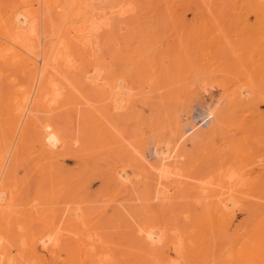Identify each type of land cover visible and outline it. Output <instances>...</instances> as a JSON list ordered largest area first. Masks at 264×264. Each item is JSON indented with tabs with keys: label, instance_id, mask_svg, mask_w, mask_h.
<instances>
[{
	"label": "bare ground",
	"instance_id": "obj_1",
	"mask_svg": "<svg viewBox=\"0 0 264 264\" xmlns=\"http://www.w3.org/2000/svg\"><path fill=\"white\" fill-rule=\"evenodd\" d=\"M178 1L165 0L164 3L172 8ZM195 2L202 5L198 12L209 22H213L210 29L216 33V38L215 42L210 38L209 45H215L218 39H222L223 45H217L231 55L234 53L235 59L231 61V65L226 64L228 69H223L224 76L228 75L232 81L227 102L233 114L230 115V121L241 123L248 118L250 122L253 117L260 115V137L250 140L252 135L250 137L244 134L239 138L230 136L225 147L220 144L207 146L208 150L202 157L201 165L209 161L210 170L206 173L215 177L210 175L212 178L209 180H202L208 179V175L201 177V181L194 186V193L189 192L193 194L190 197L193 198L195 207L192 212L188 210V214H185L189 217L190 224H186L188 228L184 231L177 230L175 226L174 230L169 231L162 224L156 223L155 218L134 230L132 224L133 234L129 237L133 240L130 239L133 242L132 249L123 256L116 257L117 255L103 254L92 245H87L84 241L85 224H78L79 221L84 222L81 211V220H73L76 225L74 223V228L67 229L65 237L55 232L60 229L51 220L38 230L23 232L25 235L22 233L23 237L20 238L18 246L19 256L11 254V244L1 242L0 264H264V111L257 112L258 101L264 105V0H194L189 3L195 5ZM119 3L120 0H0L1 225L7 224L10 229L11 222L20 217V210L16 209V205L21 190L8 179L16 162L22 161L27 155L30 162L32 159L39 164L38 167L45 163L41 167L44 170L52 167L54 162L57 164L56 161L65 155H74L71 145L76 140L70 141L62 133L45 128L39 122L37 114L42 108L52 111L73 102L75 87L73 88V81H62L63 70L70 75L81 73L96 93L110 100L114 111L118 108L128 109L136 99V94L130 91L131 87H122L124 91L118 92V76L116 80L112 79L102 65L97 64L98 52L106 43L100 36V31L113 27L118 19H122V15L132 9ZM216 11L218 14L220 12V16L225 11L229 13L232 18L229 29L233 31L235 42L237 39V46L232 39L229 40L230 36H226L228 30L214 21ZM242 47L245 48L243 57L240 51V54L236 52ZM89 64L92 68L90 74L88 71L86 73ZM211 66L212 63L209 64L210 69L203 72L208 73L207 75L215 74V69ZM241 72L251 78L245 84L236 81L235 75ZM186 101L185 99L182 102L185 104ZM244 108L249 110L252 117H248V113L247 116L242 112L240 114L239 111ZM89 111L92 116L96 115L95 110ZM215 111L216 109L206 111L204 117L207 120L214 117V121L200 130L197 129L205 121L192 124L182 131L179 129L180 121H177L173 143H158L155 154L159 164L154 165L151 170L155 176L158 175L157 184L161 183V177L169 173L170 166L165 161L177 156L179 144L187 140L190 132L196 131L195 135L194 132L192 134L196 142L204 143L208 138L212 139L220 131L219 128L225 127L224 124H228V109ZM94 124L98 131L97 138L108 132V129L105 131L107 127L104 129L106 125L102 116L97 115ZM47 163L52 164L47 167ZM117 166L114 169V179L118 183L126 182V179L129 181L127 169H117ZM127 166L131 165L128 163ZM52 169L53 167L51 171ZM46 173L49 174L48 171L45 172L48 177ZM175 188L173 191H177ZM155 197L157 198H152ZM26 200L29 204L30 200ZM60 250H64V256L60 255ZM46 252L51 254L50 258L46 256Z\"/></svg>",
	"mask_w": 264,
	"mask_h": 264
},
{
	"label": "rangeland",
	"instance_id": "obj_2",
	"mask_svg": "<svg viewBox=\"0 0 264 264\" xmlns=\"http://www.w3.org/2000/svg\"><path fill=\"white\" fill-rule=\"evenodd\" d=\"M164 1L120 0L119 5L132 9L122 15V19H118L113 27L100 31V36L106 43L98 52L96 63L102 65L112 79L116 80L118 76V92L124 91L122 87L132 88L130 91L136 94V99L128 109L112 110L110 100L96 93L81 73L70 75L65 70L62 71V81H73V102L52 111L42 108L37 114L39 122L45 128L62 133L70 141L76 140L73 143L75 145H71L74 155H65L59 162L56 161L57 164L51 163L53 171L51 166L41 169L45 163L38 167L39 164L37 165L35 160L34 162L31 159L30 162L25 155L26 157L16 162L13 170L9 171L12 176L8 177L9 182L16 183V187L22 191L17 199V203L21 205H16V209L20 210L19 219L16 220V217L11 225L9 224L10 229L7 224H0V243L11 244L9 248L12 255L19 256V240L24 233L31 229V232L38 230L48 220L54 221L60 229L55 232L65 237L67 229L76 225L73 220L82 218L84 222L78 220V224H85L83 230L86 232L84 237L87 241H84L87 245H92L103 254L117 255L116 257H121L132 249V238H129L132 237V231L142 226V223L144 226L154 221L153 218L169 231L174 230V226L177 230L184 231L190 224L189 217L185 214H188V210L192 212L195 207L194 200L190 197V194H193L189 192L194 193V186L201 181V177L209 176L208 179L202 180L212 178V174H207L210 162L206 161L202 163L204 166L201 165L202 157L208 150L207 146L220 144L225 147L230 136L239 138L244 134L250 137L252 135L250 140L256 136L260 137V115H254L257 118L253 117L251 123L248 118L241 123L230 121L233 114L227 102L232 81L228 75L224 76L223 69H228L227 65H231V61L235 59L234 53L231 55L229 51L222 49V39L217 42L221 46L209 45L211 39L215 42L216 33L210 29L213 22H209L198 12L201 3L195 2L197 4L194 5L189 3L194 0H185L186 3L179 0L175 7L168 5L169 9ZM226 11L221 13V16L220 12L218 14L216 11L214 21L228 30L226 36H230L229 40L232 39L234 43L235 36L229 29L232 18ZM241 49L243 47L238 48L236 52L240 51L242 54H239L243 57L245 48L243 51ZM210 63L211 68L215 69V74L209 76L203 71L210 69ZM87 71L89 74L92 72L91 64L86 67V73ZM235 78L239 84H245L251 79L248 74L242 72L235 75ZM73 84L71 83V86ZM185 99L187 101L184 104L182 101ZM258 104L257 112L264 111L263 103L258 101ZM89 109L95 110L96 115L92 116ZM211 109H228V124H224L225 127L219 128L220 131L204 143L196 142L192 135L193 132L195 135L196 131L190 132L187 140L179 144L177 156L165 161L170 166L169 173L161 177L163 182L159 179L161 183L157 184L158 175L155 176L151 170L154 165L159 164L155 154L158 143H173L177 121H180L181 131L197 122L205 121L197 130L213 122L214 117L208 120L204 117L206 111ZM239 112L246 116L248 113V117H252L245 108ZM97 115L104 119V129L107 127L105 131L108 129L100 138L96 136L98 131L94 124ZM214 139L215 141H212ZM24 160L27 163L23 162ZM128 163L133 166L128 167ZM115 166L117 169L126 168L130 180L118 183L114 179ZM47 171L48 177L52 174V182L51 178L45 175ZM171 187L177 191H173ZM154 196L157 198H152ZM26 199L30 200L29 204ZM64 224L68 226L65 227ZM3 226L6 227L3 229ZM8 231L12 235L8 234ZM12 236L16 238L13 239ZM60 253L61 256L65 255L64 250H60ZM46 256L50 258L51 254L46 252Z\"/></svg>",
	"mask_w": 264,
	"mask_h": 264
}]
</instances>
